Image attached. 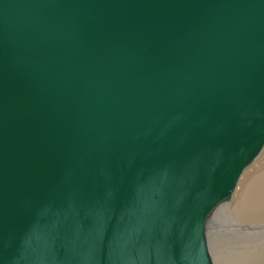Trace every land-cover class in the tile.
Instances as JSON below:
<instances>
[{
	"label": "water",
	"instance_id": "1",
	"mask_svg": "<svg viewBox=\"0 0 264 264\" xmlns=\"http://www.w3.org/2000/svg\"><path fill=\"white\" fill-rule=\"evenodd\" d=\"M264 150V0H0V264H215Z\"/></svg>",
	"mask_w": 264,
	"mask_h": 264
},
{
	"label": "rangeland",
	"instance_id": "2",
	"mask_svg": "<svg viewBox=\"0 0 264 264\" xmlns=\"http://www.w3.org/2000/svg\"><path fill=\"white\" fill-rule=\"evenodd\" d=\"M228 210L221 213L220 223L209 224V243L215 264H264V219L244 221L237 226L239 223L231 222L233 213L229 210V214Z\"/></svg>",
	"mask_w": 264,
	"mask_h": 264
},
{
	"label": "bare ground",
	"instance_id": "3",
	"mask_svg": "<svg viewBox=\"0 0 264 264\" xmlns=\"http://www.w3.org/2000/svg\"><path fill=\"white\" fill-rule=\"evenodd\" d=\"M226 209L233 213L230 219L235 225L239 223L237 226L244 223V221L264 219V150L258 159L245 170L231 202L216 209L210 218L209 224L212 222L220 223L219 217ZM237 226L235 227L238 228Z\"/></svg>",
	"mask_w": 264,
	"mask_h": 264
}]
</instances>
